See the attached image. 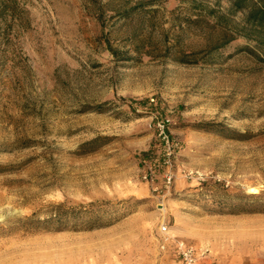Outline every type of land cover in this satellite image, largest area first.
Masks as SVG:
<instances>
[{"label":"rangeland","instance_id":"374dc122","mask_svg":"<svg viewBox=\"0 0 264 264\" xmlns=\"http://www.w3.org/2000/svg\"><path fill=\"white\" fill-rule=\"evenodd\" d=\"M16 1L0 28V264H179L162 220L207 249L201 264H264V49L190 0ZM164 115L179 146L157 193L140 160Z\"/></svg>","mask_w":264,"mask_h":264},{"label":"built area","instance_id":"2783aa9c","mask_svg":"<svg viewBox=\"0 0 264 264\" xmlns=\"http://www.w3.org/2000/svg\"><path fill=\"white\" fill-rule=\"evenodd\" d=\"M171 118L168 115L155 117L149 124L158 142L154 156L141 158L140 177L157 193H169L175 180V157L179 142L171 135L169 127ZM159 247L165 251L170 246L179 264H200L207 255L206 248L196 249L183 239L170 234L169 224L162 220L158 226Z\"/></svg>","mask_w":264,"mask_h":264},{"label":"trees","instance_id":"16d2710c","mask_svg":"<svg viewBox=\"0 0 264 264\" xmlns=\"http://www.w3.org/2000/svg\"><path fill=\"white\" fill-rule=\"evenodd\" d=\"M193 7L203 9L215 16L217 23L230 32L248 40H253L264 49V0H190ZM226 1L227 6L221 2ZM135 7L126 9L128 15ZM237 14L240 17L237 19ZM21 20L18 15L16 0H0V28L7 26L8 19ZM264 206V204H261ZM62 204L56 205V211L51 212L47 220L62 222L65 211H59ZM255 207V206H254ZM256 208V207H255ZM67 213V212H66Z\"/></svg>","mask_w":264,"mask_h":264},{"label":"crops","instance_id":"0c3cea01","mask_svg":"<svg viewBox=\"0 0 264 264\" xmlns=\"http://www.w3.org/2000/svg\"><path fill=\"white\" fill-rule=\"evenodd\" d=\"M204 258H206V257H204ZM204 258H202V259L200 260V264H201V262L203 261Z\"/></svg>","mask_w":264,"mask_h":264}]
</instances>
